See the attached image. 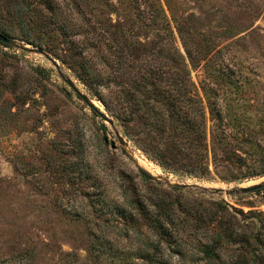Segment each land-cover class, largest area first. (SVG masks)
Instances as JSON below:
<instances>
[{"label":"rangeland","instance_id":"374dc122","mask_svg":"<svg viewBox=\"0 0 264 264\" xmlns=\"http://www.w3.org/2000/svg\"><path fill=\"white\" fill-rule=\"evenodd\" d=\"M8 3L0 0L2 17ZM37 3L44 27L28 37L43 34V49L9 21L12 38L55 59L114 121L128 149L42 55L0 44V264L250 261L252 236L264 221V189L218 196L151 174L207 189L264 178V0H54L55 24L48 3ZM177 50L189 72L182 73L181 113L207 131L203 177L179 161L164 167L157 160L156 146L189 144L146 123L148 98L132 86L145 69L174 72L179 62L165 56ZM92 79L96 90L86 85ZM153 218L172 237H161Z\"/></svg>","mask_w":264,"mask_h":264},{"label":"trees","instance_id":"16d2710c","mask_svg":"<svg viewBox=\"0 0 264 264\" xmlns=\"http://www.w3.org/2000/svg\"><path fill=\"white\" fill-rule=\"evenodd\" d=\"M37 2L48 3L49 9L53 11V16L50 18L49 23L55 24L57 21L54 19V16L57 14L59 15V9L54 4V0H9L8 4L10 5H8L6 9V15L8 18L2 17L3 14H0V32L8 37H14L12 34V32H14V27L9 24V21H11L19 25L22 29L27 30V34L29 35H25L26 38L24 41L43 49L42 41H44L45 38L43 37V34L41 37L34 35V40L28 37L31 33H42L44 27L37 23L35 16L36 10L34 7L38 4ZM152 5L154 6V3H152ZM159 9L164 13L162 6L159 7ZM111 27H113V29L114 27L115 29H121V25L119 24L116 26L112 25ZM178 32L182 38L185 36L183 35V28L181 26H178ZM4 46L9 47L7 45ZM174 53L173 56H165L166 60L175 58V62H179V64L177 63V65L171 67L174 72L169 73V71H165L161 68L145 69L144 71L146 74L140 73L139 79L135 80L132 86L138 91L145 92V95L148 98L147 101L144 102V112L147 115L146 117L144 116L146 123L149 122L148 124L150 127L158 126L157 129L161 132L160 135L166 136V138L175 137L181 140V137H183L182 140L187 141V144H189V147L185 143L183 144L185 147H181L179 144H176V141H172L166 144L165 148L163 146H156L153 150L155 154H157V160L162 162L161 164L164 167L173 166L172 164H174V162L179 161L182 168H187L183 169L187 173L195 175L196 177H203L206 174V171H208V162L206 156L203 154L207 151V131L205 127H203V130L198 131L196 128V125L198 124L197 121L181 113V102H183V98L180 96L182 95L181 90L184 85L182 73L189 77V72L186 65H183L182 67V63H184L183 55L178 52V50ZM187 53L191 55V51L188 50ZM82 70L90 77L89 70L86 69L85 66ZM165 73L166 76L164 75ZM91 82L92 84L90 85L85 81L86 85H88L91 90H93V88L96 90V88L100 86L99 83H95L93 79ZM95 92L94 94H96ZM188 100L190 104L194 102L192 97H189ZM209 106L211 107L212 115H217L218 113H215V107L211 102ZM205 122L206 113L204 108H202L201 122L199 123L204 125ZM186 125H188V129ZM166 126H169L168 133L167 129H165ZM221 140H228V136L222 133ZM262 153L263 151L261 150L260 154ZM262 156H264V154ZM168 160H171L172 164ZM186 160L189 162H186ZM261 172L260 173L263 174V171ZM144 213L147 214L146 211H144ZM262 222V226L257 235L252 236L253 243L257 249H253L252 253H250L251 260L239 264H261V260L264 259V221ZM152 225L154 226V230L159 233L161 237H172L168 228H166L159 219L153 218Z\"/></svg>","mask_w":264,"mask_h":264},{"label":"water","instance_id":"95a60500","mask_svg":"<svg viewBox=\"0 0 264 264\" xmlns=\"http://www.w3.org/2000/svg\"><path fill=\"white\" fill-rule=\"evenodd\" d=\"M0 43L3 45H7L9 47H12L17 50H21L23 52H28V53H33V54H38L42 55L47 61H49L62 75V78L64 82L70 87V89L92 110L94 111L99 117H101L104 121L108 122L109 125L111 126L114 136L116 139L119 141L121 145H123L126 149L127 146L125 145L124 138L121 136L120 132L116 129L114 121L102 110L96 105L95 101L89 97L86 93H84L79 86L68 76L64 75L62 69L58 65L55 59H53L50 55H48L46 52L42 51L41 49L38 48H31L27 45H25L23 42H20L14 38H10L3 33L0 32ZM103 127H105L103 125ZM112 146L115 147L114 141L112 142ZM132 155L135 156V153L132 151ZM137 164L141 165L139 162ZM142 166V165H141ZM143 167V166H142ZM144 168V167H143ZM146 170V169H145ZM147 172H149L147 170ZM150 173V172H149ZM151 174V173H150ZM153 177L160 179L161 181L165 182L167 185L176 187V188H181V189H195L198 191H202L205 193H210L213 195H218V196H234V195H241V194H249V193H254L259 190L264 189V178L257 181L254 184L250 185H245V186H236V187H230L227 189L224 188H212V189H207L204 188L200 185H188V184H181V183H174L172 182L169 178L163 177V176H156L151 174Z\"/></svg>","mask_w":264,"mask_h":264},{"label":"bare ground","instance_id":"6f19581e","mask_svg":"<svg viewBox=\"0 0 264 264\" xmlns=\"http://www.w3.org/2000/svg\"><path fill=\"white\" fill-rule=\"evenodd\" d=\"M141 163L144 165V166H146L147 164L144 162V161H141ZM148 167V166H147Z\"/></svg>","mask_w":264,"mask_h":264}]
</instances>
